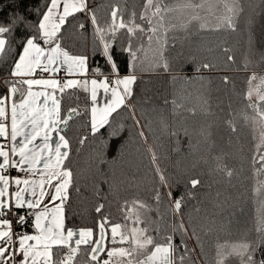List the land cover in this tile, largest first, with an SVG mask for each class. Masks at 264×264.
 I'll list each match as a JSON object with an SVG mask.
<instances>
[{
  "label": "trees",
  "instance_id": "16d2710c",
  "mask_svg": "<svg viewBox=\"0 0 264 264\" xmlns=\"http://www.w3.org/2000/svg\"><path fill=\"white\" fill-rule=\"evenodd\" d=\"M167 2L175 4L176 0ZM9 3L0 0V8L6 9L3 18L13 15ZM242 3L245 11L236 31L212 30L219 21L202 12L209 28L200 29V22L193 21L187 30L170 31L163 59L156 40L149 45L147 35L138 33L140 38L131 40L133 49H140L133 61L124 50L129 43L126 30L117 31L111 43L119 75L135 74L137 79L131 86L130 105L113 113L111 126L105 125L99 133L93 135L90 130L88 89L75 87L60 94L62 115L69 108L79 112L62 133L72 145L66 164L73 170L74 187L79 188L78 193L71 191L66 204V227L95 229L101 216L123 224L124 212L137 208L144 221L138 226L158 229L148 234L161 242L172 235L179 245L177 257L185 256L184 264H217L218 246L257 238L264 221V162L259 160L264 154V129L253 119L247 92L253 72L258 80L264 77V0ZM143 4L144 0H89V6L95 7L96 23L91 12L70 17V24L62 29V47L70 55L86 56L91 75L101 76L96 72L99 68L103 76H113L101 54L98 29H107L113 6L124 11L127 21L129 12L134 9L139 15ZM24 6L31 13L33 6H43V0H25ZM15 14L22 10L17 8ZM34 22L29 16L28 24ZM136 22L148 27L139 19ZM31 30L22 24L8 37L11 51L0 58V81L7 77L19 50L18 38ZM164 60L167 69L156 66ZM204 63L211 67L203 68ZM260 87L264 90V85ZM115 128H119L117 137L110 135ZM83 137L87 139L81 144ZM160 173L166 180L163 184ZM192 179L200 181L195 188ZM179 197L182 206L176 213L174 200ZM134 201L145 207L133 205ZM99 204L104 205L100 214L95 211ZM21 214L26 212L21 210ZM180 218L192 241L174 230ZM32 220L16 224V229L33 232ZM225 264H240V260L227 256Z\"/></svg>",
  "mask_w": 264,
  "mask_h": 264
},
{
  "label": "snow or ice",
  "instance_id": "6c2138e0",
  "mask_svg": "<svg viewBox=\"0 0 264 264\" xmlns=\"http://www.w3.org/2000/svg\"><path fill=\"white\" fill-rule=\"evenodd\" d=\"M24 5L25 0H10L7 8L13 9V15L7 18H3L6 17V9L0 8V58L11 51L8 37L19 25L27 24L32 29L18 38L19 50L7 77L0 81V87L4 89L0 92V138L9 141L7 144L0 143V264H184L185 256L177 257L179 245L174 242L173 236H165L162 242L157 240L148 233L158 229L138 226L144 222L138 213L133 217L131 212L125 211L123 224L113 223L110 217L101 216L95 229L66 227V204L71 191L78 193L79 188L74 187L73 170L66 164L72 145L66 134L61 133L79 112L77 108H69L66 115H62L61 97H58L57 90L63 94L65 89L87 86L89 82L68 79L61 83L56 78H42L41 74L49 73L55 77L62 68L67 74L87 71L86 56L70 55L62 47V29L70 24L69 18L74 19L78 13L91 12V19L96 23V11L94 6H89V0H43V6H33L31 13ZM17 8L22 10V14H15ZM244 11L242 0H176L175 4L167 0H144L139 15L133 9L125 21L124 11L113 6L107 29L99 28L98 31L102 41L101 54L109 65L108 70L117 77L114 81L116 87L109 88L108 77L90 81L91 133L95 135L105 125L111 126L110 117L124 106L137 79L135 74L119 75L120 68L114 59L111 43L117 31L126 30L129 43L124 50L133 61L140 49L134 50L131 40L139 39L138 33L147 35L149 45L156 40L163 59L170 31L177 28L187 30L193 21L200 22V29L209 28L202 12L215 16L219 21L211 26L212 30L236 31L237 20ZM29 16L35 18L34 23L28 24ZM137 19L148 27L137 23ZM109 33L112 35L108 36ZM232 59L229 55L228 60ZM156 66L167 69L168 63L164 60L162 65ZM202 67L209 68L211 65L204 63ZM96 72L103 76L99 68ZM224 79L227 82L228 78ZM255 79L257 76L253 72L249 77L248 106L255 113L253 119L264 129V90L260 85L252 88ZM260 82L264 85V77L260 78ZM120 85H123L122 92L118 90ZM34 87L38 90L34 91ZM97 88H103L105 93L111 91L103 106L96 104ZM254 91L256 100H253ZM110 135L117 137L119 128L113 129ZM139 135L143 137V132ZM261 137L264 138V131ZM86 139L81 138L80 143L83 144ZM151 159L153 163L157 160L154 151ZM259 160L264 162V154L259 156ZM10 169L38 179L12 176ZM159 179L162 184L166 182L162 173ZM12 184L16 186L14 192L9 191ZM190 184L195 188L200 181L192 179ZM167 195L170 197L172 193ZM156 199H160L159 192ZM182 199L174 200L177 211L181 209ZM137 203L145 207L138 201H134L133 205ZM124 208L127 209V202ZM103 209L104 205L99 204L95 211L100 214ZM21 210H27V213L21 214ZM13 212L16 213L14 219L17 225H25L34 217L32 227L36 234L17 235L13 231V219L8 218ZM129 222L133 226L129 227ZM173 227L174 230L185 231L182 223ZM257 231L259 234L252 242L218 246L217 264H225L227 256L238 257L240 264H264V221ZM184 247L187 250L186 245ZM54 249L58 251L54 252ZM78 257L84 259L81 261Z\"/></svg>",
  "mask_w": 264,
  "mask_h": 264
},
{
  "label": "crops",
  "instance_id": "0c3cea01",
  "mask_svg": "<svg viewBox=\"0 0 264 264\" xmlns=\"http://www.w3.org/2000/svg\"><path fill=\"white\" fill-rule=\"evenodd\" d=\"M86 67H87V71L84 72V73L74 72V73H72V74H67V73H66V70H65L64 68H62L61 71H60L58 74L55 75V77H52L51 74H49V73H43V74H41V76H42V78H56V79H59V80L61 81V83L65 82V81L68 80V79H73V80H78V81H84V80H87V81L89 82V83L87 84V86L90 84V89H89V90L91 91V90H92V85H91L90 81H91L92 79H98V80H101V79H103V77H105V76H92V75L89 73V59H87V61H86ZM124 76H125V75H124ZM112 77L117 78L115 75H113V76L108 77V81H109L110 78H112ZM121 77H122V76H121ZM120 86H121V85H120ZM120 86H118V90H120ZM112 87H116V85L114 84V82H112V83L109 82V88L111 89ZM76 88L84 89L85 86L78 85ZM68 89H72V88H68ZM33 90L35 91V90H38V89L34 87ZM97 90H99V91L105 93V91H104L103 88H97ZM57 95H58V97H60V93H59L58 90H57ZM110 96H111V91H109V92L106 94V102L108 101V98H109ZM128 98H129V96L126 97V99H125L126 102H128ZM61 134H62V133H61ZM54 138H55V134H54ZM18 139H19V138H18ZM37 142H39V141H37ZM0 143H5V144H7V143H9V141H6V140H4L3 138H0ZM9 173H10V175H12V176H19L20 178L38 179V177H26L25 174L20 173L18 170H11V169H10V170H9ZM21 187H23V185H21ZM15 189H16V186H15L14 184H12V185L10 186L9 191H10V192H14ZM26 198H27V194H26ZM24 212L27 213V210H24ZM32 218H33L32 221H33V223H34V217H32ZM25 234H36L34 227H33V232H31V233H25Z\"/></svg>",
  "mask_w": 264,
  "mask_h": 264
},
{
  "label": "rangeland",
  "instance_id": "374dc122",
  "mask_svg": "<svg viewBox=\"0 0 264 264\" xmlns=\"http://www.w3.org/2000/svg\"><path fill=\"white\" fill-rule=\"evenodd\" d=\"M93 76V75H92ZM115 77H112L110 78L109 82L112 83L115 81ZM257 85H260L261 86V82L260 80L258 79H255L252 81V88L255 89ZM85 89H88V92H87V95H88V102H89V110L91 109L92 107V101H91V91L89 90L90 89V84L88 86H85ZM119 91H123V85L120 86V90ZM108 93V92H107ZM107 93H104V92H101L99 90H97V101H96V104L97 106H103L105 103H106V94ZM253 99H257V94L256 92L254 91L253 92ZM129 102V103H128ZM128 102L125 101V104L128 103V105H130V100L128 98ZM91 115V114H90ZM259 124V122H258ZM260 125V124H259ZM261 126V125H260ZM175 212L178 213V211L175 209ZM131 213L133 215V217L137 214V208H132L131 209ZM183 224V227L185 229V231H183L187 237H189V239L192 241V238L186 228V225L184 223V221L180 218V224Z\"/></svg>",
  "mask_w": 264,
  "mask_h": 264
},
{
  "label": "built area",
  "instance_id": "2783aa9c",
  "mask_svg": "<svg viewBox=\"0 0 264 264\" xmlns=\"http://www.w3.org/2000/svg\"><path fill=\"white\" fill-rule=\"evenodd\" d=\"M61 42H62V40H61ZM15 215H16V213L13 212V213L8 217V218H10V219H13V231H14L17 235L25 234L24 231H20V230H17V229H16V224H17V223L15 222V219H14Z\"/></svg>",
  "mask_w": 264,
  "mask_h": 264
},
{
  "label": "water",
  "instance_id": "95a60500",
  "mask_svg": "<svg viewBox=\"0 0 264 264\" xmlns=\"http://www.w3.org/2000/svg\"><path fill=\"white\" fill-rule=\"evenodd\" d=\"M76 117V115H74V117L73 118H75ZM67 131V128L65 129V132Z\"/></svg>",
  "mask_w": 264,
  "mask_h": 264
}]
</instances>
